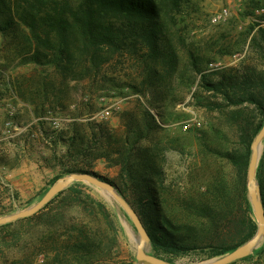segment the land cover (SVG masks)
<instances>
[{"label":"trees","instance_id":"16d2710c","mask_svg":"<svg viewBox=\"0 0 264 264\" xmlns=\"http://www.w3.org/2000/svg\"><path fill=\"white\" fill-rule=\"evenodd\" d=\"M177 7L173 0H0V35L6 62L18 67L36 66L12 85L26 110L38 118L35 127L41 137L54 144L45 162L52 160L59 166L56 178L72 172L94 173L98 160L118 166L114 185L139 216L154 255L168 261L170 256L196 250L222 255L256 233L258 224L247 197L246 171L252 139L264 122V14L260 22L250 25L249 31L256 30L240 67L206 73L192 52H188L186 62L180 61L182 39L174 32L169 16ZM127 56L147 71L138 83L117 79L116 65L125 63ZM181 70H189L184 76L185 80L188 76L187 81L199 75V88L218 100L204 105L229 108L227 116L236 125L242 120L240 107L251 106V113L260 116L254 128L245 123L237 147L219 153L232 165L234 174L229 184L218 183L215 190L220 201L200 208L208 220L201 234L174 223L154 207L152 198H146L151 193L144 191L142 184H154V176L160 175L147 147L139 146L158 126L150 110L136 100L121 111L116 126L91 119L99 110L97 92L105 90L107 84L142 93V85L156 87L158 79L164 85L172 77L181 78ZM214 74L218 76L215 79L211 78ZM193 98L199 104L206 102L198 91ZM49 112L70 121L50 130L41 119ZM57 145L64 148L59 155L54 150ZM256 180L264 209V143ZM86 189L83 183L75 182L38 213L20 221L54 206L47 212L43 239L48 247L54 246L51 250L58 264H133L110 261L109 245L116 241L118 229L105 203ZM71 210L72 214L67 213ZM5 226L8 224L0 228Z\"/></svg>","mask_w":264,"mask_h":264},{"label":"rangeland","instance_id":"374dc122","mask_svg":"<svg viewBox=\"0 0 264 264\" xmlns=\"http://www.w3.org/2000/svg\"><path fill=\"white\" fill-rule=\"evenodd\" d=\"M173 1L178 2V7L169 11V16H172L174 32L182 39L179 45L182 48L179 53L180 61L186 62L188 52H192L197 59L200 58V65L206 73L239 68L246 57L249 40L256 30L255 27L249 31L250 25L260 22V17L264 14V0ZM225 7L230 10L227 18L222 22L212 23V16ZM2 46L3 37L0 35V58L3 61L0 72V129L7 108L14 110L12 119L27 128L18 137L20 143L17 138L0 142V217L37 203L60 174V168L53 164L54 161L44 160L52 155L54 144L49 138L41 137V131L35 127L38 118L33 117L30 110H26L27 105L20 101L12 85L22 73L26 74L36 66L28 64L18 67L7 63V54ZM127 57L125 63L116 65L117 79L121 82L138 83L147 71L141 63H134L132 57ZM220 68L222 69L218 70ZM187 72L190 73L189 70H181V78L172 77L164 85L160 84L161 79L156 81V87L142 85V93H136L128 87L116 88L107 84L105 90L97 92L100 95L99 110L92 114L91 119L107 120L116 126L119 124L121 111L136 100L150 110L158 126L139 146L147 147L160 175L154 176V184H142L144 191L149 192V189L151 193L146 198H152L154 207L163 211L174 223L184 228L192 227L194 233L201 234L208 220L200 208L213 207L216 201H220L215 190L218 183L229 184L234 174L232 165L219 153L237 147L241 143L245 123L249 122L254 128L260 116L251 113V106L240 107L238 111L242 120L236 125L227 116L229 108L219 110L213 105H204L208 101L218 100L199 88V75H196L194 81H187L188 76L185 80ZM216 77L218 76L215 74L211 76L213 79ZM197 91L206 101L203 104L193 98V93ZM41 119L45 120V125L50 130L59 129L70 121L66 116L51 112ZM31 130L38 132V137L34 140L28 136ZM63 149L57 145L54 150L59 155ZM92 170L113 183L119 167L98 160ZM81 183L87 187V192L105 203L118 229L116 241L109 245L110 261H133L136 264V230L128 215L115 201L107 199L100 188ZM51 207L54 209V206ZM50 208L30 220L20 219L0 228V264H58L54 261L51 250L54 246L48 247V241L43 239ZM69 212L72 214V210L67 213ZM63 238L62 236L61 239ZM148 252L154 255L151 244ZM209 254L205 249L170 256L171 261L163 259L173 264H197L224 255ZM230 264H264V236L247 259H239Z\"/></svg>","mask_w":264,"mask_h":264},{"label":"water","instance_id":"95a60500","mask_svg":"<svg viewBox=\"0 0 264 264\" xmlns=\"http://www.w3.org/2000/svg\"><path fill=\"white\" fill-rule=\"evenodd\" d=\"M263 140L264 122L251 142V152L246 177L247 197L258 224L256 233L246 242L223 256L197 264H230L246 257L260 244L264 234V209L261 202L260 187L256 180V168L263 151ZM75 182H85L100 188L107 199L115 201L128 215L136 230V235H134L136 264H173L148 252L150 237L137 213L120 195L112 182L91 172H72L59 177L37 203L24 210L0 217V226L36 214L58 193L66 190Z\"/></svg>","mask_w":264,"mask_h":264},{"label":"built area","instance_id":"2783aa9c","mask_svg":"<svg viewBox=\"0 0 264 264\" xmlns=\"http://www.w3.org/2000/svg\"><path fill=\"white\" fill-rule=\"evenodd\" d=\"M229 11L230 10L228 7L223 8L218 13L212 16L211 22L212 23L222 22L229 15ZM0 72H1V62H0ZM13 111L14 110L12 108L6 109V116L1 122L0 142L12 141L15 138H18L20 135H22L25 132L27 128L26 126L24 127V126L19 125L17 122H15L12 119L11 116L13 114ZM28 136L34 140L35 138L38 137V132L36 130H31Z\"/></svg>","mask_w":264,"mask_h":264},{"label":"crops","instance_id":"0c3cea01","mask_svg":"<svg viewBox=\"0 0 264 264\" xmlns=\"http://www.w3.org/2000/svg\"><path fill=\"white\" fill-rule=\"evenodd\" d=\"M18 139V138H17ZM19 140V143H20V138L18 139ZM20 146V145H19ZM19 146H17V147H19Z\"/></svg>","mask_w":264,"mask_h":264}]
</instances>
